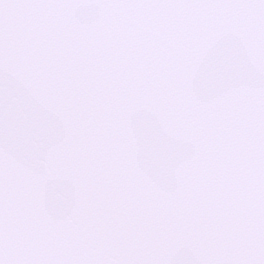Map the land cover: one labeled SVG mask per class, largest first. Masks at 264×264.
I'll return each instance as SVG.
<instances>
[{
    "label": "snow or ice",
    "instance_id": "1",
    "mask_svg": "<svg viewBox=\"0 0 264 264\" xmlns=\"http://www.w3.org/2000/svg\"><path fill=\"white\" fill-rule=\"evenodd\" d=\"M0 264H264V0H0Z\"/></svg>",
    "mask_w": 264,
    "mask_h": 264
}]
</instances>
